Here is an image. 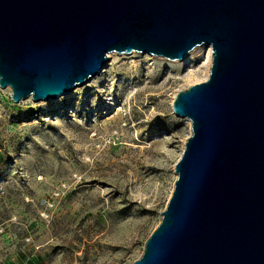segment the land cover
<instances>
[{"label": "water", "instance_id": "obj_1", "mask_svg": "<svg viewBox=\"0 0 264 264\" xmlns=\"http://www.w3.org/2000/svg\"><path fill=\"white\" fill-rule=\"evenodd\" d=\"M209 76L172 110L191 134L161 221L131 264H264V0H0V87L58 99L109 54L183 60Z\"/></svg>", "mask_w": 264, "mask_h": 264}, {"label": "rangeland", "instance_id": "obj_2", "mask_svg": "<svg viewBox=\"0 0 264 264\" xmlns=\"http://www.w3.org/2000/svg\"><path fill=\"white\" fill-rule=\"evenodd\" d=\"M183 60L109 54L58 99L0 87V264H131L172 195L191 122L172 110L203 81Z\"/></svg>", "mask_w": 264, "mask_h": 264}, {"label": "bare ground", "instance_id": "obj_3", "mask_svg": "<svg viewBox=\"0 0 264 264\" xmlns=\"http://www.w3.org/2000/svg\"><path fill=\"white\" fill-rule=\"evenodd\" d=\"M207 50V54L205 56V61L203 63L204 66V79H206L209 76L210 73V67L212 64V49L211 47L206 48ZM188 121H190L189 119H187Z\"/></svg>", "mask_w": 264, "mask_h": 264}]
</instances>
